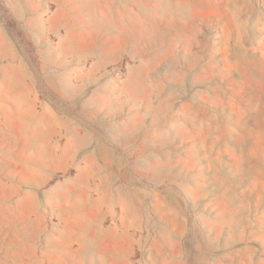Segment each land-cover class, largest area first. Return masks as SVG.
<instances>
[{"label":"rangeland","instance_id":"rangeland-1","mask_svg":"<svg viewBox=\"0 0 264 264\" xmlns=\"http://www.w3.org/2000/svg\"><path fill=\"white\" fill-rule=\"evenodd\" d=\"M0 264H264V0H0Z\"/></svg>","mask_w":264,"mask_h":264}]
</instances>
